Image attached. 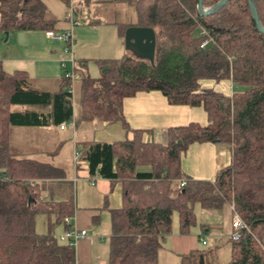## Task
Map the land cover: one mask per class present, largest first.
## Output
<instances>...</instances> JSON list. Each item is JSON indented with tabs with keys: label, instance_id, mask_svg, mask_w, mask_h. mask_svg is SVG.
Returning a JSON list of instances; mask_svg holds the SVG:
<instances>
[{
	"label": "trees",
	"instance_id": "1",
	"mask_svg": "<svg viewBox=\"0 0 264 264\" xmlns=\"http://www.w3.org/2000/svg\"><path fill=\"white\" fill-rule=\"evenodd\" d=\"M57 1L72 6L71 0ZM95 1L133 7L135 21L114 26L122 40L128 27L152 29L154 62L133 55L94 60L98 76L92 77L89 61H81L74 95L63 75L57 91L38 90L26 72L7 73L0 62V264H75V247L60 242L52 226L47 233L36 232L37 217L47 215L63 233L71 229L64 219L74 216L75 207L61 183L65 174L50 163L19 156L11 147L12 129L70 123L75 128L93 120L119 123L130 134L122 141L82 143L79 152L91 181L105 180L110 188L121 184V207L109 211L107 264H158V251L174 225L180 235H188L197 225V206L217 210L224 205L233 206L245 225L237 240L229 238L226 264H264V35L247 1L230 0L209 16L199 15L198 0ZM219 1L204 0L203 7ZM92 2L84 0L86 6ZM254 2L264 28V0ZM55 24L41 0H0L2 33H44ZM202 81H229L236 91L226 97L201 89ZM152 91L171 106L201 107L208 124L169 128L165 142L146 139L151 131L129 129L123 100ZM16 106L26 109L12 111ZM203 143L230 151L229 164L213 181L190 179L181 170V154ZM180 264L220 263L214 250L196 249L180 255Z\"/></svg>",
	"mask_w": 264,
	"mask_h": 264
},
{
	"label": "crops",
	"instance_id": "2",
	"mask_svg": "<svg viewBox=\"0 0 264 264\" xmlns=\"http://www.w3.org/2000/svg\"><path fill=\"white\" fill-rule=\"evenodd\" d=\"M41 2L46 7L48 18L56 21L54 32H62L70 28V13L72 21L81 23V25L72 28L73 58L76 69L77 64L81 61H89V68L92 59L94 61L131 56L129 55L131 53L125 50L124 40L118 36L116 29L114 31H89L95 26L94 21L81 19L82 11L90 8L92 4L103 6H108V4H101L93 0L86 6L84 0H71L72 6L67 8L57 0H41ZM87 26L90 28L86 29ZM89 35L99 36L98 44H91L87 39ZM4 38V33L0 32V47L6 43L9 46L0 56L4 71L7 73L26 72L32 83V88L48 92L57 91V81L63 75L61 61L68 59V56L63 54V44L46 38L45 32L38 31H12L8 33L6 41ZM76 84H78V78ZM200 85L201 89H212L226 97H231L236 91V87L229 81L220 83L202 81ZM76 100L75 97L74 108L77 107ZM122 114L129 129L151 131L146 139L156 142H165V132L169 128L184 127L191 123L202 127L208 124L206 113L201 107L171 106L162 94L155 91L138 93L134 97L124 99ZM86 124L94 126V129L87 127L82 130L81 139L76 144L77 146L79 144V150H73L75 152L71 153V156L69 155L71 159L74 158L75 153L79 154L82 143H111L130 137V134L126 133L119 123L109 124L93 120ZM80 126L79 124L75 129L73 128L74 131L70 133L71 137L77 136ZM51 128L54 127L44 128L47 130H43L42 133L38 131L35 136H40L42 139L47 138L50 132L57 136L54 130L65 132L71 127H66L63 130ZM97 131L98 138L93 134ZM13 132L12 130V134ZM90 132L91 138H86V136L84 138V133L89 136ZM23 134L24 132L15 131L12 135L17 142L11 143V147L19 156L50 163L59 169L62 168V162L54 160L58 157L57 151H50L44 140H36L32 146H27L21 141ZM56 139L58 138L56 137ZM230 158L229 148L224 145L192 144L181 154V170L190 179L213 181L218 170L229 164ZM79 162V171L75 172L73 176L67 178L65 176L66 182H61L62 184L66 183L65 192L73 196L75 213L70 225L75 226L79 231L86 232V236L78 240L74 246L75 264H107L108 241L111 234L109 211L121 207V184L116 183L113 188H110L109 182L105 180L96 178L91 181L88 178L86 164L82 161ZM42 197L47 199L48 193H43ZM54 198L55 200L60 199L57 196ZM195 214L197 225L192 228L190 234L180 235L174 225L172 234L164 238L162 247L158 251V264H180V255L196 250V246L203 240L215 253L222 250L229 252L228 241L233 232L231 206L224 205L217 210H206L197 206ZM42 218L47 232L52 226L51 232L55 237L57 232L58 236L63 234L62 227L54 225L53 216L47 215Z\"/></svg>",
	"mask_w": 264,
	"mask_h": 264
},
{
	"label": "rangeland",
	"instance_id": "3",
	"mask_svg": "<svg viewBox=\"0 0 264 264\" xmlns=\"http://www.w3.org/2000/svg\"><path fill=\"white\" fill-rule=\"evenodd\" d=\"M82 20L88 21V19L94 21L95 26L91 28L89 31H114L116 26H114V23H131L135 21V13L134 9L132 6L124 5V4H108V6H103V5H97V4H92L90 8L87 10L82 11ZM90 28L89 26L86 27V29ZM77 29V28H76ZM76 31V30H75ZM73 36V34H72ZM87 39L90 40L91 44H98V39L99 36H94L89 35L87 36ZM6 48L8 49L9 46L8 44H3L2 47H0V56L3 55L5 52ZM78 48V47H77ZM96 54V53H95ZM94 54V55H95ZM93 55V56H94ZM132 55V54H129ZM92 56V57H93ZM1 58V57H0ZM96 61V60H95ZM91 63L89 64L88 72L91 76H98V69L97 65L94 63L93 59L90 61ZM77 85V84H76ZM75 85V86H76ZM239 90H242V88H239ZM26 107L22 106H16L12 108V111H23L25 110ZM74 114L76 119L79 118V109L77 107L74 108ZM81 126L77 131V136L73 135V137L70 136L71 131H74V129L71 127L69 128L70 130L65 131V132H60L58 129L54 130L55 134L57 136H54L51 132L48 134L47 138H41L40 136H35V133L38 131L42 133L43 130H47L44 128H31V127H15L12 130L15 131H21L24 132L21 141L27 145V146H32L36 140H44L46 142L47 148H49L50 151L55 152L57 151V156L56 159L54 160H59L62 165L61 170H63L66 178L73 176L75 172L79 171L80 167V162L79 160L74 161V158L72 159L69 157L71 156V153H74L73 150H79V144L78 146L76 145L81 139V135L83 134L82 130L90 127L91 129H94V126H89V124H86L85 122H80L79 123ZM78 124V126H79ZM95 125V124H94ZM54 129V128H51ZM14 132L12 135H14ZM96 138H98V131L94 132ZM91 138L92 134L90 132L89 136L84 133V138ZM56 137L58 139H56ZM70 137V139H69ZM11 142L12 144L16 141V138L14 136H11ZM76 142V143H75ZM11 144V146H12ZM60 145V146H59ZM52 160V159H51ZM71 189V188H70ZM72 190V189H71ZM74 193V192H73ZM72 194V193H71ZM41 221V224H40ZM36 232L39 234H44L47 232L44 220L42 216L37 217V227H36ZM58 236V232L56 233ZM60 241V240H59ZM204 241V240H203ZM62 242V241H60ZM206 242V241H205ZM201 244H198L196 246L197 249H210L211 247L206 245V246H201ZM216 258L218 259V262L220 264H226L229 262L230 255L227 250L225 251H217L215 253Z\"/></svg>",
	"mask_w": 264,
	"mask_h": 264
},
{
	"label": "built area",
	"instance_id": "4",
	"mask_svg": "<svg viewBox=\"0 0 264 264\" xmlns=\"http://www.w3.org/2000/svg\"><path fill=\"white\" fill-rule=\"evenodd\" d=\"M72 14L70 13V19H71V23H70V28L66 29L62 32H54V31H47L45 32V37L49 38V39H53L55 41H59L63 44V54L68 56L67 60H62L61 61V68L63 70V77L68 79L70 81V87L68 89V91L74 95V90H75V84H76V80H77V75H76V63L74 61L73 58V46H74V41H73V36H72V28L74 26H78L81 25V23L79 22H74L72 21ZM205 45V43L203 44V46ZM67 127H74L73 123H70ZM65 127L61 126L60 129L63 130L65 129ZM79 159V154L75 153L74 154V161H77ZM184 183H181V186H183ZM231 210H232V221H231V226L233 229L232 234L230 235V238L232 240H237L239 237V231L241 229L245 228L244 223L242 222V220L240 219V217L234 213V209L233 206H231ZM73 216L70 218H65L64 222L66 224H70V221L72 220ZM86 236V232L85 231H79L75 226L71 225V229L65 233H63L60 237L59 240L62 242L65 241H69V243L73 246L76 245L77 241L80 239H83ZM202 245L206 246L207 243L205 241H202Z\"/></svg>",
	"mask_w": 264,
	"mask_h": 264
},
{
	"label": "water",
	"instance_id": "5",
	"mask_svg": "<svg viewBox=\"0 0 264 264\" xmlns=\"http://www.w3.org/2000/svg\"><path fill=\"white\" fill-rule=\"evenodd\" d=\"M203 1L198 0L197 11L201 16H209L221 10L230 0H221L208 9H204ZM246 1L257 30L264 35V28L260 24L254 0ZM4 35V41H6L8 32H5ZM155 45V33L150 28L128 27L124 32V48L137 59L147 60L150 64H153ZM178 144L180 145V142Z\"/></svg>",
	"mask_w": 264,
	"mask_h": 264
}]
</instances>
